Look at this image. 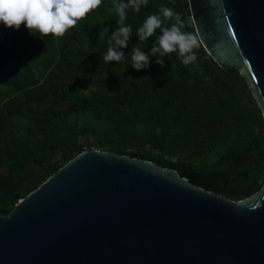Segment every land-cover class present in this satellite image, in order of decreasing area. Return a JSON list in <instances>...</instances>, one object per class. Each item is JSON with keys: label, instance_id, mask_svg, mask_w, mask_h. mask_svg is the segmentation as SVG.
I'll list each match as a JSON object with an SVG mask.
<instances>
[{"label": "trees", "instance_id": "obj_1", "mask_svg": "<svg viewBox=\"0 0 264 264\" xmlns=\"http://www.w3.org/2000/svg\"><path fill=\"white\" fill-rule=\"evenodd\" d=\"M162 6L196 34L188 0H148L127 10L133 36L119 63L101 57L117 26L112 0L62 37L0 24V214L90 148L152 160L233 200L261 189L259 99L239 66H221L201 42L193 63L173 52L157 64L150 48L160 29L143 42L136 30ZM134 45L149 54L148 68L131 66Z\"/></svg>", "mask_w": 264, "mask_h": 264}, {"label": "water", "instance_id": "obj_2", "mask_svg": "<svg viewBox=\"0 0 264 264\" xmlns=\"http://www.w3.org/2000/svg\"><path fill=\"white\" fill-rule=\"evenodd\" d=\"M196 34L264 109V0H188ZM0 264H264V183L233 200L152 160L85 149L8 214Z\"/></svg>", "mask_w": 264, "mask_h": 264}, {"label": "clouds", "instance_id": "obj_3", "mask_svg": "<svg viewBox=\"0 0 264 264\" xmlns=\"http://www.w3.org/2000/svg\"><path fill=\"white\" fill-rule=\"evenodd\" d=\"M103 0H0V24L8 28L19 29L23 24L30 33L40 37L52 35L62 37L75 27L90 12L98 9ZM148 0H112V7L118 16L117 26L112 31L106 52L101 54L105 63L121 62L125 58L122 51L128 47L132 35V25L126 24L127 10L139 12L147 6ZM175 18L171 26H164V21ZM161 34L156 37L150 48V55L156 57V63L163 66L165 57L173 52L184 65L196 60L195 49L200 47V37L184 31L185 23L178 13L171 8L161 7L159 14L146 16L136 30L139 41L152 37L156 29ZM131 66L137 71L150 66V56L140 47L132 46L130 51ZM264 117V112L261 113Z\"/></svg>", "mask_w": 264, "mask_h": 264}, {"label": "rangeland", "instance_id": "obj_4", "mask_svg": "<svg viewBox=\"0 0 264 264\" xmlns=\"http://www.w3.org/2000/svg\"><path fill=\"white\" fill-rule=\"evenodd\" d=\"M192 19V18H191Z\"/></svg>", "mask_w": 264, "mask_h": 264}]
</instances>
